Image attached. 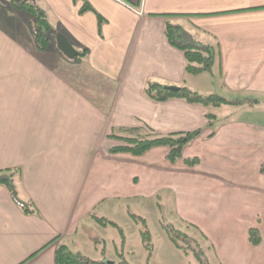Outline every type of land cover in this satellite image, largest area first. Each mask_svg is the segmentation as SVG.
Instances as JSON below:
<instances>
[{
  "label": "crops",
  "instance_id": "0c3cea01",
  "mask_svg": "<svg viewBox=\"0 0 264 264\" xmlns=\"http://www.w3.org/2000/svg\"><path fill=\"white\" fill-rule=\"evenodd\" d=\"M4 1L0 171L19 173L17 195L37 213L23 212L0 185V264H56L59 245L72 251L79 238L91 240L81 233L85 223H115L96 216L100 210L125 212L130 202L165 195L176 222L211 246L210 264H264V0H87L95 12L85 14L83 2L34 0L54 31L47 51L36 47L16 0ZM167 21L193 42L219 46L213 87L194 79L205 73L186 74ZM58 34L86 55L67 59ZM149 82L233 104L154 102L144 95ZM197 130L174 164L166 147L138 157L111 152L129 146L112 135ZM194 158L198 166L185 164ZM251 230L261 236L257 246Z\"/></svg>",
  "mask_w": 264,
  "mask_h": 264
},
{
  "label": "trees",
  "instance_id": "16d2710c",
  "mask_svg": "<svg viewBox=\"0 0 264 264\" xmlns=\"http://www.w3.org/2000/svg\"><path fill=\"white\" fill-rule=\"evenodd\" d=\"M75 2H83V6L80 10L81 14L88 12H95L93 7L87 0H74ZM15 7L18 10L25 11L31 18V32L36 47L40 51H47L51 47V38L53 37V28L50 25L44 11L39 8L34 2H25L24 0H16L14 2ZM99 21L102 22V18L99 16ZM165 33L169 43L183 52L186 59V74L189 76H197L203 73L211 72L212 67L218 65L220 62V49L216 44L203 45L198 42H193L187 37L184 30L180 26H175L171 22H166ZM52 36V37H51ZM57 48V46H56ZM85 52L77 54L73 61L86 55ZM144 95L154 102H166L169 100H183L190 104L202 105L204 107L217 108L222 105L233 104L225 99L216 96H202L198 93L192 92L187 88H179L177 90H171L168 87H164L157 83L149 82L145 88ZM214 114H209V126H212ZM202 131L197 130L194 132H182L174 133L166 136H143V137H119L112 135L113 138L124 141L129 146L118 147L111 150L112 153H129L133 156H142L148 151L166 147L169 149L168 159L171 163H176L183 158L184 149L195 141ZM200 163L199 159H187L185 164L190 167H196ZM15 174L19 176V173H12L9 171H0V185H4L9 188L11 195L17 205L26 214L37 213L31 203L21 200L17 195V189L14 185ZM139 224L141 221V236L145 250L147 251V264H151V260L154 255L155 245L152 243L151 233L148 229L145 219L138 216H132ZM105 224V220L98 219ZM110 223V222H109ZM111 225L118 227L115 223ZM161 227L167 233L171 244L184 255L185 257L193 255L201 264H209L210 259L208 250L211 246H208L205 238L202 234L193 226L179 222L178 225H168L161 221ZM250 241L253 245H259L261 243V236L258 231H250ZM128 253L122 251L116 254L117 261L111 262L112 264H132L127 259ZM56 264H109L100 260H93L83 254L72 252L68 246L59 245L56 251Z\"/></svg>",
  "mask_w": 264,
  "mask_h": 264
},
{
  "label": "rangeland",
  "instance_id": "374dc122",
  "mask_svg": "<svg viewBox=\"0 0 264 264\" xmlns=\"http://www.w3.org/2000/svg\"><path fill=\"white\" fill-rule=\"evenodd\" d=\"M0 5H5V1L0 0ZM22 12L24 13H22L23 17L29 20L30 16L25 11ZM51 43L54 44L52 38ZM59 67L65 69L63 65ZM76 68L78 67L73 68L75 69L74 71H77ZM217 75L218 70L217 65H215L212 67L211 72L194 79L200 84H207L208 87H213L211 83H214ZM261 104L264 107V102ZM172 201V198L169 199L165 195L162 199H156L150 202H130L125 212H118L117 210L103 212L105 209H102L97 212L98 214L96 216L107 217L108 219L105 218L106 220L115 222L118 227L104 224L100 221L92 224L90 222L85 223L81 227V233L86 232L91 240L87 242L79 238L78 244L72 248V251L79 252L93 260H100L105 263L116 262V254L124 251L128 253L127 259L132 264H147L148 253L142 242L140 230L141 221L139 224L132 217L138 216L139 218L145 219L151 233L152 243L155 245L151 264H201L193 255L188 257L182 255L171 244L167 233L161 227V219L168 225H178L173 212Z\"/></svg>",
  "mask_w": 264,
  "mask_h": 264
},
{
  "label": "water",
  "instance_id": "95a60500",
  "mask_svg": "<svg viewBox=\"0 0 264 264\" xmlns=\"http://www.w3.org/2000/svg\"><path fill=\"white\" fill-rule=\"evenodd\" d=\"M25 2H34V0H24ZM57 47L58 49L67 57L74 58L76 56V52L74 47L68 41V39L63 35H57L56 37ZM171 90H177L178 88L170 87Z\"/></svg>",
  "mask_w": 264,
  "mask_h": 264
}]
</instances>
